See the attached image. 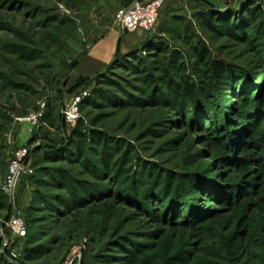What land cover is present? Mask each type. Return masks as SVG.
<instances>
[{"label":"rangeland","instance_id":"obj_1","mask_svg":"<svg viewBox=\"0 0 264 264\" xmlns=\"http://www.w3.org/2000/svg\"><path fill=\"white\" fill-rule=\"evenodd\" d=\"M137 1L0 0V264H264L263 16L253 0H205L245 15L231 36L174 2L146 32L166 58L148 42L117 58L118 46L80 76L105 39L135 34L115 17ZM198 48L232 76L213 81ZM185 81L199 86L191 103ZM19 149L33 173L6 193ZM17 215L23 239L7 228Z\"/></svg>","mask_w":264,"mask_h":264},{"label":"trees","instance_id":"obj_2","mask_svg":"<svg viewBox=\"0 0 264 264\" xmlns=\"http://www.w3.org/2000/svg\"><path fill=\"white\" fill-rule=\"evenodd\" d=\"M252 6L250 9H248V13L249 15H253L254 11H259V13L261 14V18L263 16V23L262 25V31L264 32V0H253L252 2ZM189 6L191 8V10H193L194 8H198L199 10H196L194 12V16L196 17V19L199 20L200 24L206 29V31H210V32H219V31H224L226 34L231 35V36H235V32L237 31V29L239 30V27L241 25V23H245L244 14L242 15V13H235L234 17L235 19H230L229 17V12L228 11H220L217 7H215L214 5H212L211 3H208L205 0H189ZM243 12V11H241ZM246 12V11H245ZM237 15L242 16L241 19L236 18ZM185 17H181V16H175L173 17V20H183ZM251 22H253V19H251ZM148 42V44L146 45V49L150 48L149 50L145 51H154L157 53H161L162 55H164V58H166L169 54V49L168 47H166L165 45H163L162 43H154V39H152V37H148V39L145 41ZM144 45V46H145ZM126 54V53H125ZM123 55V53H121L119 51L117 58L121 57V56H128L129 58H136L135 53L131 52L126 55ZM197 58L200 60L205 61V65L208 68H211L212 70V79L215 82H219L222 83L223 81L228 80V76H232L229 72V70L226 69V67H228L226 64L222 63V64H214L211 60V55L208 53V51L204 48H201L197 50ZM138 63H142L141 62V58L138 59ZM143 64V63H142ZM237 71V70H236ZM229 76V77H230ZM232 78V77H231ZM103 83H110L107 81H100V84ZM152 84V83H151ZM175 86V85H174ZM178 87L179 86H175ZM183 90L184 93L186 95L187 98H189V103L192 102L193 98H195L199 92V86L197 83H191L189 81H185L184 86H183ZM207 93L211 94V89L207 90ZM100 96H103L102 92H99ZM200 105V104H199ZM82 107V106H81ZM81 126V122H79V124L77 125V127L74 129V131L72 132V139L78 141V138H82V134L79 131V128ZM94 139L97 140L98 142H105V138L103 135L99 134V133H94ZM107 141V140H106ZM72 146V147H71ZM73 148V149H71ZM75 147L73 145H67L62 147V150H64L63 152V156L64 159H67V156H71L73 153V150ZM89 158V157H88ZM90 159V158H89ZM29 258V257H28Z\"/></svg>","mask_w":264,"mask_h":264},{"label":"built area","instance_id":"obj_3","mask_svg":"<svg viewBox=\"0 0 264 264\" xmlns=\"http://www.w3.org/2000/svg\"><path fill=\"white\" fill-rule=\"evenodd\" d=\"M166 0H140L135 2L127 9L121 10L116 14L115 21L122 31L126 33H136L139 31L151 32L158 24L160 13ZM80 97L76 98L64 111V116L68 124H77L79 121ZM31 116L28 121L37 120ZM29 158L27 149H19L9 165V172L2 185V191L6 193L14 192L26 175L33 173L32 167L26 164ZM7 228L11 236L15 239H23L27 235V224L21 216H14L7 223ZM8 245V241L5 243ZM14 256V254H12Z\"/></svg>","mask_w":264,"mask_h":264},{"label":"crops","instance_id":"obj_4","mask_svg":"<svg viewBox=\"0 0 264 264\" xmlns=\"http://www.w3.org/2000/svg\"><path fill=\"white\" fill-rule=\"evenodd\" d=\"M174 2H176L177 4H189V0H166L163 10L165 8L166 10L169 9ZM117 36L118 35L116 34V37H109L105 39L101 44L97 46V48H95L91 52L89 57H86L85 62L80 69L82 72L80 76H88L90 74L101 73L115 57L118 46L121 47V53L123 52L124 54L126 52H130L131 50H134L135 46L145 42L147 40L146 37H152L145 31H139L138 33L131 35V38ZM85 73L88 74L86 75Z\"/></svg>","mask_w":264,"mask_h":264}]
</instances>
